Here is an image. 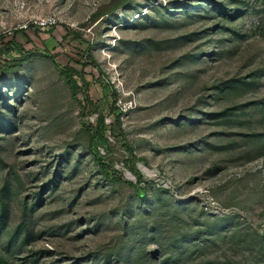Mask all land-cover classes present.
<instances>
[{"label":"rangeland","instance_id":"374dc122","mask_svg":"<svg viewBox=\"0 0 264 264\" xmlns=\"http://www.w3.org/2000/svg\"><path fill=\"white\" fill-rule=\"evenodd\" d=\"M13 39L0 264H264V0H0Z\"/></svg>","mask_w":264,"mask_h":264},{"label":"trees","instance_id":"16d2710c","mask_svg":"<svg viewBox=\"0 0 264 264\" xmlns=\"http://www.w3.org/2000/svg\"><path fill=\"white\" fill-rule=\"evenodd\" d=\"M52 28H54V26ZM14 51L20 53V57L18 59L17 58L13 59L15 62H17V64L15 66H17V65L19 66L20 63L22 64V63H24L26 61H29L36 54L35 52H27V51H25L22 48V46H20L17 43L16 39H13L10 43L5 44L4 47H0V57H2L4 55L9 56ZM41 56H44L46 58L52 59L53 62L56 64V68L59 69L60 71L68 72L67 70H69V69H65L64 70L55 61V59L51 55H49L48 53L41 52ZM7 69H9V67ZM75 74H77V75L79 74L80 77L82 78V80H85V78L83 77L82 74L77 73V72ZM69 75L72 77V74H69ZM70 83L72 84V88L73 89L78 88L76 81H71ZM106 91L108 93L110 92L108 87L106 88ZM116 123L118 124L116 118H113L112 125H114ZM106 129H107V127L103 123L102 129L101 130H96L94 132L93 136H92L90 150H91L92 155L94 156V159L101 166L102 171L104 172V174L106 175L108 180H110L111 182H120V183H125V184H128V185H131V186L135 187L138 197L144 198L146 196V189L143 188L142 185H141L142 182H143V178H142V175H141L140 171L137 169V166H136L135 162H131L130 170H131L132 174L137 178V180H138L137 183H133V182H130L127 179H125L121 174H119L118 172H116L113 169L112 165H110L109 163L106 162V160H105L106 158L105 157L100 155V152L98 151V147L99 146L105 147L107 142H108L105 139V136H104ZM128 151H129L130 155L132 156V158L136 159V156L134 155L133 150L128 147Z\"/></svg>","mask_w":264,"mask_h":264},{"label":"built area","instance_id":"2783aa9c","mask_svg":"<svg viewBox=\"0 0 264 264\" xmlns=\"http://www.w3.org/2000/svg\"><path fill=\"white\" fill-rule=\"evenodd\" d=\"M44 25H46V23H44ZM26 28V27H25Z\"/></svg>","mask_w":264,"mask_h":264}]
</instances>
